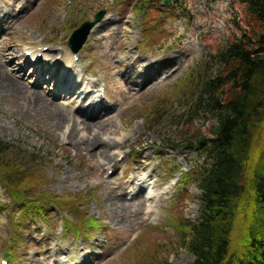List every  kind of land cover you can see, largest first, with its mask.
I'll return each mask as SVG.
<instances>
[{
    "label": "rangeland",
    "instance_id": "1",
    "mask_svg": "<svg viewBox=\"0 0 264 264\" xmlns=\"http://www.w3.org/2000/svg\"><path fill=\"white\" fill-rule=\"evenodd\" d=\"M168 1L38 0L22 12L14 0H0V10L11 6L21 18L13 28H3L0 51L16 49L24 59L25 51L36 48L44 52L47 48L44 54L55 57L51 64L47 60L40 63L42 58L31 64L33 69H43L39 80L29 70L17 71L23 65L20 59H13L4 70L22 84V93H0V141L12 147L0 161L8 164L12 181L28 178L17 187L0 184V260L8 264H52L51 257L57 262L54 264L192 261L181 247V225L198 217L200 191L192 176L188 181L184 177L192 175L189 167L202 158L196 162V151L175 145L176 121L162 117L164 112L172 116L173 111H180L183 102L179 99L195 85L194 71L205 63L214 70L212 56L243 31L248 34L249 28L238 0ZM98 13L102 16L97 22ZM84 22L94 24L85 44L74 54L79 58L74 62L67 41ZM119 23L129 32L126 42L133 47L134 57L154 61L171 55L175 59L158 84L140 89L126 83L123 70H112L122 57H114L122 46L116 37ZM53 65L68 79L60 86L61 95H57L55 79L50 82L47 75ZM131 75L137 81L136 74ZM28 89L41 93L66 115H76L72 98L78 95L83 102H93L91 107L97 99L110 106L116 131L100 136L114 143L110 155L115 168L67 145L62 133L66 127H55L52 109L24 102ZM155 104L161 112L153 114ZM193 125L198 129L215 125V121L208 118ZM84 134L80 132V136ZM27 187L30 200L23 202L27 208H20L21 199L12 193ZM142 189L145 192L138 198ZM41 192L59 199L61 206L41 202ZM87 220L96 222V227L86 228ZM241 223L239 220L232 231L230 252L240 248ZM7 251L10 256H4Z\"/></svg>",
    "mask_w": 264,
    "mask_h": 264
},
{
    "label": "trees",
    "instance_id": "2",
    "mask_svg": "<svg viewBox=\"0 0 264 264\" xmlns=\"http://www.w3.org/2000/svg\"><path fill=\"white\" fill-rule=\"evenodd\" d=\"M238 1L249 33L243 31L212 56L214 70L207 63L195 70V85L179 99L180 111L162 117L176 121L175 145L202 158L190 167L192 175L184 177L188 181L192 176L200 191L198 217L181 225V247L192 257L189 264H264V0ZM160 109L157 104L151 107L153 114ZM205 118L215 125L193 129ZM11 148L0 141V156ZM8 170L0 161V184L6 187L20 186L28 178L17 183ZM29 188L12 193L22 205L30 200ZM40 198L61 206L46 193ZM239 220L240 248L230 252ZM84 224L88 229L97 225L93 220Z\"/></svg>",
    "mask_w": 264,
    "mask_h": 264
},
{
    "label": "bare ground",
    "instance_id": "3",
    "mask_svg": "<svg viewBox=\"0 0 264 264\" xmlns=\"http://www.w3.org/2000/svg\"><path fill=\"white\" fill-rule=\"evenodd\" d=\"M37 1L38 0H24L22 4L21 2H19V0H14L13 4L14 6L16 4H19L17 6H20V11L23 12L27 10V7H31L35 3H38ZM2 14L3 16H1ZM15 19L16 21L13 22ZM20 20L21 18L17 17V15L12 12L11 6H6L4 9L0 10V34H4L3 32H5V30L13 28L20 22ZM122 20L123 18L119 19L120 22H122ZM104 24L105 23H102L99 26L95 25L94 28H97V26L98 28H100L104 26ZM4 27L5 30L3 31ZM129 36V32L124 29L123 23H119L116 28V37L118 38V42L122 46L117 48V54L114 57H116L117 55H121L122 57H119V59L115 62V65L112 70L117 69L119 72L123 70V76L126 79V83L128 85H134L140 89H145L151 84H158L159 79L162 78V73H166V70L170 69L169 67L172 64V61H174L175 59L171 55H168L166 57H161V59L159 60L142 61L138 57H134V54L132 52L133 47L126 42ZM19 53L20 52L16 49L7 47L4 49L2 48V50L0 51V93H22V89L20 91V87L22 84L12 80L13 77L11 78L10 76L5 75L4 72V70H8V66L12 63L11 61H13V59H20L23 61V65H20L17 71L25 72L26 70H29L30 75L36 76L38 80L41 79L42 74H44V71L41 68L33 69L30 65L31 63L28 62L27 64H24L23 56H19ZM37 53L34 52V55H36ZM52 59H55V57L52 56L50 53L44 54L40 63H42V61L44 60H47L46 63L51 64ZM65 61H67L66 58ZM38 62L39 60L36 61V63ZM179 70L180 68H178L177 73L179 72ZM131 74H136L137 81H135L134 77ZM47 75L49 76L50 82L55 79L54 86H56L57 88V95H61L62 92L60 90V86L61 84L63 85L68 83L67 77H65L63 74H59L57 68H55L54 65L49 68ZM168 77L164 78L161 83L163 81H166ZM28 91L30 93L26 95L24 102L28 101L29 106H31L32 104H43L48 106L50 110L52 109V114L56 122L55 127L57 129H61V127H66L65 131L62 133L63 140L66 141L67 145L74 149H77L78 151L87 152L95 158H97L98 156V158L106 161L109 165L112 164V166L115 168L116 163L114 162L113 157L110 155V148L114 146V143L110 140L103 139V137L100 136V134H113L116 131L115 122L113 121V118L110 117V106L106 105V103L102 99H97V102L94 103L91 107L93 102H83V100H81L83 98H81V96L79 97L78 95L75 99L72 98V102L76 104L77 109L74 112L76 115L71 116L66 115L64 111L60 109V107L56 105L54 106L45 101V98L41 95V93L35 91L31 92L29 89ZM92 94L93 92L89 93L88 98ZM80 132L86 133L87 135L84 134L83 136H80ZM95 149L97 150L95 151ZM144 189L138 192V198H140L143 192H145ZM76 254L78 255V258L81 257L78 252ZM50 260L55 262L53 257H51ZM52 264L54 263L52 262Z\"/></svg>",
    "mask_w": 264,
    "mask_h": 264
},
{
    "label": "water",
    "instance_id": "4",
    "mask_svg": "<svg viewBox=\"0 0 264 264\" xmlns=\"http://www.w3.org/2000/svg\"><path fill=\"white\" fill-rule=\"evenodd\" d=\"M165 4H168L169 1H164ZM100 18V14L96 16V20L98 21ZM93 23H84L79 29H77L69 40V47L73 53H76L81 46L84 44L90 29L92 28Z\"/></svg>",
    "mask_w": 264,
    "mask_h": 264
}]
</instances>
